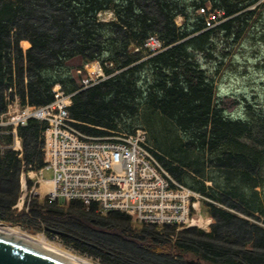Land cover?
<instances>
[{"label": "trees", "instance_id": "1", "mask_svg": "<svg viewBox=\"0 0 264 264\" xmlns=\"http://www.w3.org/2000/svg\"><path fill=\"white\" fill-rule=\"evenodd\" d=\"M263 5L264 0H0V116L9 87L17 88L24 104L42 107L60 84L74 94L70 114L82 133L103 137L144 129L158 162L178 183L229 209L263 214L258 189L264 188V112L246 105L242 114L229 113L218 103V78L201 61L216 63L218 74L229 55L225 50L251 36ZM208 7L222 13L212 28L198 14ZM107 12L111 19L101 17ZM150 36L165 48L154 56L144 49ZM23 41L31 44L26 53ZM75 58L82 66L98 61L111 76L79 91L68 64ZM47 128L38 120L19 128L22 158L10 149L0 152V223L59 236L100 264H187L185 255L204 264H264V232L210 202L203 203L215 219L210 233L134 228L120 212L102 217L79 202L38 197L29 199L28 213L18 212L13 207L22 171L45 166ZM10 142L0 137V144ZM89 228L117 235L127 248L90 238Z\"/></svg>", "mask_w": 264, "mask_h": 264}, {"label": "built area", "instance_id": "2", "mask_svg": "<svg viewBox=\"0 0 264 264\" xmlns=\"http://www.w3.org/2000/svg\"><path fill=\"white\" fill-rule=\"evenodd\" d=\"M108 16L111 18L112 14ZM144 49L149 56H154L165 48L157 36H150ZM83 72L89 78L79 91L111 76L104 73L100 63L87 64L84 70H77L79 75ZM52 93L53 101L42 107L24 104L16 87H9L5 93L6 109L0 116V137L8 136L11 142L0 144L1 153L10 149L22 158L19 128L30 120L48 125L44 133L45 166L39 171H22L20 185L24 194L14 209L21 212L27 198L38 197L48 199L49 203L79 202L87 211L95 208L102 217L120 212L133 223L148 227L175 228L177 232L199 229L209 233L212 230L214 218L204 213L202 204L206 201L222 209L225 206L172 178L155 157L146 130L108 131L103 137L88 136L77 128L80 123L71 117L74 94H67L60 84L54 86ZM47 172H51V179L45 178ZM28 180L32 181L29 194ZM45 182L51 183L49 190H44ZM231 210L236 215L241 214L238 218L264 232V213L251 216ZM25 211L28 213L29 209Z\"/></svg>", "mask_w": 264, "mask_h": 264}, {"label": "rangeland", "instance_id": "3", "mask_svg": "<svg viewBox=\"0 0 264 264\" xmlns=\"http://www.w3.org/2000/svg\"><path fill=\"white\" fill-rule=\"evenodd\" d=\"M262 16L257 24L251 28L253 31L251 32L250 37H244L238 41H231L232 45L225 50V52H229V55L226 56V60L223 63V66L220 67L221 71L218 74L215 73V69H217V64L214 62L205 63V60L201 59L204 63V67L210 70L211 76H215L218 78V88H217V99L218 103L225 108L229 113L234 114H242L244 112V108L246 105H250L252 109L257 110L259 113L261 111L264 112V42L260 41L261 35L264 33V5L261 8ZM198 14L206 16L207 21L209 22V27H214L218 22L216 20L218 17H221L222 13L211 11V8L208 7L206 12L198 11ZM218 16V17H217ZM104 19H109L108 13L103 15ZM215 20L216 23L212 24L211 22ZM177 24L181 26L182 19H177ZM21 48L24 53L31 47V44L28 41L21 42ZM220 56H224L220 53ZM70 66H72V76L75 78L78 85L81 87L84 85V80L89 78L86 72H83L82 75L77 74L78 69H82V62L80 59L76 58L70 62ZM215 68V69H214ZM95 77L94 75H92ZM46 179H51V172H47L45 174ZM30 180H28L27 188L28 194L32 189V183L30 185ZM32 182V181H31ZM16 189V188H15ZM258 191L261 193L264 199V188H259ZM24 192L20 185V196H23ZM18 198V200H19ZM29 199L27 198L24 203V210L27 208V204L29 203ZM18 202V201H17ZM226 207V208H225ZM224 207V210L236 215L233 210L228 209L227 206ZM203 210H207V208H203ZM15 210H17L15 208ZM18 211V210H17ZM21 211V212H22ZM19 212V211H18ZM240 216L241 214H237ZM236 215V216H237ZM133 223V222H132ZM133 227H137L139 229H143L144 225L133 223ZM11 226V225H9ZM15 230H20L23 233L32 236L42 237L45 235L44 233H37L35 235L31 234V232L23 229L20 226H11ZM105 229V228H104ZM86 232L90 238H94L97 236L104 237L105 239H110L111 245L126 247L124 242L114 234H105L94 231L92 229H88ZM107 233L111 230L105 229ZM104 231V230H103ZM46 239L51 242V244L59 249H62L65 252H69L73 255L83 257L88 259L89 261L100 264L99 259H94L88 257L87 255L79 254L73 248L67 246L64 241L59 236L49 237L45 235ZM87 237V236H86ZM174 241V240H173ZM127 248V247H126ZM177 262L176 260H174Z\"/></svg>", "mask_w": 264, "mask_h": 264}, {"label": "water", "instance_id": "4", "mask_svg": "<svg viewBox=\"0 0 264 264\" xmlns=\"http://www.w3.org/2000/svg\"><path fill=\"white\" fill-rule=\"evenodd\" d=\"M0 264H88L26 233L0 223Z\"/></svg>", "mask_w": 264, "mask_h": 264}, {"label": "bare ground", "instance_id": "5", "mask_svg": "<svg viewBox=\"0 0 264 264\" xmlns=\"http://www.w3.org/2000/svg\"><path fill=\"white\" fill-rule=\"evenodd\" d=\"M52 185H51V183L50 182H45V184H44V190H45V188H46V190L48 189H50V187H51ZM43 189H42V191H44ZM6 227H9V228H12V229H14L13 227H11V226H9V225H5ZM17 231H20V230H17ZM21 232V231H20ZM30 236H32V235H30ZM32 237H34V236H32ZM34 238H37V239H39V240H41V241H43V242H45V243H47V244H49V245H52L46 238H44L43 236L42 237H34ZM53 246V245H52ZM55 247V246H54ZM57 248V247H56ZM59 249V248H58ZM60 250H62V249H60ZM63 251V250H62ZM67 253H69V252H67ZM69 254H71V253H69ZM71 255H73V254H71ZM73 256H75V257H77V258H79V259H81V260H83L84 262H86V263H88V264H95V263H93V262H91V261H89V260H87V259H85V258H82V257H79V256H76V255H73Z\"/></svg>", "mask_w": 264, "mask_h": 264}, {"label": "flooded vegetation", "instance_id": "6", "mask_svg": "<svg viewBox=\"0 0 264 264\" xmlns=\"http://www.w3.org/2000/svg\"><path fill=\"white\" fill-rule=\"evenodd\" d=\"M184 260L187 264H204L200 258L197 257L193 258L189 255H185ZM241 264H245V263H241Z\"/></svg>", "mask_w": 264, "mask_h": 264}, {"label": "crops", "instance_id": "7", "mask_svg": "<svg viewBox=\"0 0 264 264\" xmlns=\"http://www.w3.org/2000/svg\"><path fill=\"white\" fill-rule=\"evenodd\" d=\"M75 59H76V58H75ZM78 59H80V58H78ZM73 60H74V59H73ZM73 60H71V61H73ZM80 60H81V59H80ZM71 61H70V62H71ZM70 62L68 63L69 65H70ZM81 62H82V61H81Z\"/></svg>", "mask_w": 264, "mask_h": 264}]
</instances>
